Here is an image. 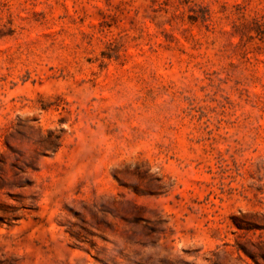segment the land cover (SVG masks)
<instances>
[{
    "label": "rangeland",
    "instance_id": "1",
    "mask_svg": "<svg viewBox=\"0 0 264 264\" xmlns=\"http://www.w3.org/2000/svg\"><path fill=\"white\" fill-rule=\"evenodd\" d=\"M0 264H264V0H0Z\"/></svg>",
    "mask_w": 264,
    "mask_h": 264
}]
</instances>
